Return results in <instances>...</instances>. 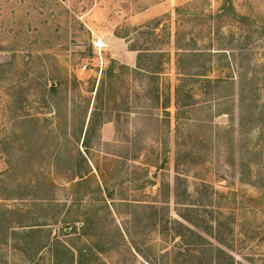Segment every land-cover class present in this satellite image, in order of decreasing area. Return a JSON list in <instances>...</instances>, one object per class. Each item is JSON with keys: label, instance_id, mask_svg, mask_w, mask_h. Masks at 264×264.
<instances>
[{"label": "rangeland", "instance_id": "1", "mask_svg": "<svg viewBox=\"0 0 264 264\" xmlns=\"http://www.w3.org/2000/svg\"><path fill=\"white\" fill-rule=\"evenodd\" d=\"M178 40L205 53L189 57ZM241 72L256 75L246 87L264 114V0H0V206L47 231L1 246L0 264L154 262L174 245L175 185L202 184L257 210L236 256L264 264V205L239 181L232 87L184 77L238 87ZM178 86L194 96L180 109ZM250 130L245 160L264 170V137Z\"/></svg>", "mask_w": 264, "mask_h": 264}, {"label": "trees", "instance_id": "2", "mask_svg": "<svg viewBox=\"0 0 264 264\" xmlns=\"http://www.w3.org/2000/svg\"><path fill=\"white\" fill-rule=\"evenodd\" d=\"M179 51L186 52L189 57L201 56L204 51H188L180 45V40L176 43ZM182 55H178L180 58ZM201 73V72H198ZM184 77H191L200 84L209 86H219L220 84L232 87V94L224 99L230 101L234 110L237 106L240 116V134H241V155L239 163L238 177L241 184L245 183L246 177L249 183L258 187L260 198H250L252 201L264 205V170H254L250 163L245 160V153L251 150L247 145L250 133L249 126L258 127V135L264 137V130L260 128L258 121L264 122L263 112H259L260 94L254 90H248V82L254 81L256 75L251 79L240 73V81L236 87L234 78H220L211 80L207 74H188ZM53 90L56 88L53 87ZM186 91V93H185ZM176 105L180 109L185 98L192 99L193 90H185L184 86H178L175 90ZM186 94V95H185ZM170 99L167 100L165 109H168ZM256 110V112H255ZM249 112V113H248ZM256 124V125H255ZM83 171H78L76 176L81 178ZM177 180H181L178 176ZM82 182V181H81ZM187 184L186 182H183ZM40 185H33V189H38ZM41 187V186H40ZM182 185H175V205L178 218L167 216L166 233L174 240V245L169 250L154 252V262H150L151 256H143L141 251L136 252L143 256L147 264H247L254 263L255 258L249 257L243 262L236 256L237 247H248L255 239V230L258 224L254 226L257 217L255 208L245 206L244 196L239 195L237 191L219 192L215 188L207 185H197L191 190L186 185L182 190ZM42 201V200H40ZM157 210V208H154ZM10 211L0 206V247L10 246L15 243H24L29 245L34 241L36 235L46 233L47 231L39 224H29L23 222L11 223L8 218ZM158 216L155 212V217ZM158 220H154V222ZM47 234V233H46ZM23 241H20V239ZM51 241V235L47 236L44 243L39 246L44 248ZM82 254V253H81ZM85 256V255H84ZM74 260V257H73ZM75 261V260H74ZM247 262V263H246ZM82 264V261H78Z\"/></svg>", "mask_w": 264, "mask_h": 264}, {"label": "water", "instance_id": "3", "mask_svg": "<svg viewBox=\"0 0 264 264\" xmlns=\"http://www.w3.org/2000/svg\"><path fill=\"white\" fill-rule=\"evenodd\" d=\"M83 178V176L81 177V179Z\"/></svg>", "mask_w": 264, "mask_h": 264}]
</instances>
